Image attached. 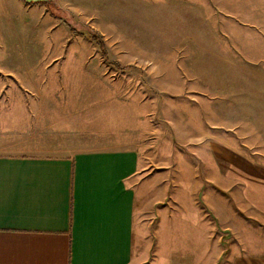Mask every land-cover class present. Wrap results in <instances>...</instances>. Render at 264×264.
Returning <instances> with one entry per match:
<instances>
[{"label":"rangeland","instance_id":"rangeland-1","mask_svg":"<svg viewBox=\"0 0 264 264\" xmlns=\"http://www.w3.org/2000/svg\"><path fill=\"white\" fill-rule=\"evenodd\" d=\"M228 6L229 0H5L0 8V153L42 152L35 151L42 143L69 134L85 145L146 148L158 184L136 219L137 264H170L160 210L166 202L174 210L186 205L188 185L211 177L199 152L212 150L214 137L226 156L222 167L236 151L264 167V83L244 69H262L264 36L235 43ZM87 30L102 37L106 58L82 35ZM224 185L222 200L230 201ZM189 231L174 241L172 264L196 263L198 227Z\"/></svg>","mask_w":264,"mask_h":264},{"label":"crops","instance_id":"crops-1","mask_svg":"<svg viewBox=\"0 0 264 264\" xmlns=\"http://www.w3.org/2000/svg\"><path fill=\"white\" fill-rule=\"evenodd\" d=\"M4 4L0 0V8ZM228 12L235 43L249 45L256 32L264 36V0H229ZM260 64V71L244 69L264 83V50ZM259 133L264 136V118ZM220 141L214 137L212 150L199 152L211 177L188 185L186 205L174 210L166 202L160 210L170 264L174 241L197 227L195 264H264V167L241 151L229 152L222 167ZM85 144L69 134L42 143L35 150L42 152L0 153V264H137L136 219L158 184L152 160L135 145ZM221 183L230 201L222 200Z\"/></svg>","mask_w":264,"mask_h":264},{"label":"trees","instance_id":"trees-1","mask_svg":"<svg viewBox=\"0 0 264 264\" xmlns=\"http://www.w3.org/2000/svg\"><path fill=\"white\" fill-rule=\"evenodd\" d=\"M65 24L69 27L70 31L73 32L74 28L67 24L65 22ZM82 35L84 37H86L88 40H90L92 43H94L96 46L99 47V49L102 51L103 55L105 56V58L107 57V52H106V49H105V43L102 39L101 36H99L97 33L93 32L92 30H87V31H84L82 32ZM113 64V63H111ZM114 66L116 67H120V69H127L128 67H121L120 64H113Z\"/></svg>","mask_w":264,"mask_h":264},{"label":"water","instance_id":"water-1","mask_svg":"<svg viewBox=\"0 0 264 264\" xmlns=\"http://www.w3.org/2000/svg\"><path fill=\"white\" fill-rule=\"evenodd\" d=\"M28 4H50L51 0H24Z\"/></svg>","mask_w":264,"mask_h":264}]
</instances>
